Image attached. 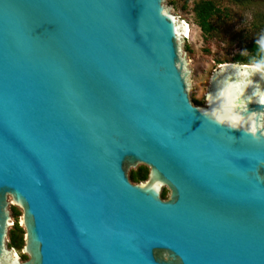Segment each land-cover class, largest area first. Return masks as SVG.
<instances>
[{
    "label": "water",
    "instance_id": "95a60500",
    "mask_svg": "<svg viewBox=\"0 0 264 264\" xmlns=\"http://www.w3.org/2000/svg\"><path fill=\"white\" fill-rule=\"evenodd\" d=\"M163 2L0 0V264H264V73L193 105Z\"/></svg>",
    "mask_w": 264,
    "mask_h": 264
},
{
    "label": "rangeland",
    "instance_id": "374dc122",
    "mask_svg": "<svg viewBox=\"0 0 264 264\" xmlns=\"http://www.w3.org/2000/svg\"><path fill=\"white\" fill-rule=\"evenodd\" d=\"M211 1L219 14L210 19L211 30L204 34L197 23L196 10L200 3ZM163 4L180 21L188 24L189 33L182 44L189 72V98L192 103L204 106V97L212 75L221 64H247L236 62V57L244 59L250 55L246 48L251 42L264 43V0H164ZM253 65V64H250ZM255 66V65H253ZM134 170V171H133ZM147 170L146 166L131 169L129 178L139 183L138 174ZM161 195L167 199L169 192L162 188ZM13 225L8 228L5 246L14 251L22 260L23 243L12 242L22 237L18 215L8 207ZM16 224V226H14ZM13 246V247H11Z\"/></svg>",
    "mask_w": 264,
    "mask_h": 264
},
{
    "label": "trees",
    "instance_id": "16d2710c",
    "mask_svg": "<svg viewBox=\"0 0 264 264\" xmlns=\"http://www.w3.org/2000/svg\"><path fill=\"white\" fill-rule=\"evenodd\" d=\"M218 14V10L215 9V6L211 1H204L199 4L196 10V18L198 26L204 34L208 33L211 30V24L209 23L210 19L217 16ZM246 48H248L247 50L250 52V55L247 57V59H244L243 57H236V62H246L249 65L253 64L264 71V43L251 42ZM194 103L201 105L197 102ZM138 176L139 178L137 179V182L144 181L147 177V171L143 172L141 175L138 174ZM130 179L133 181L134 178ZM14 226H16V224ZM12 242L14 243V245H16L18 242L22 243V237H18L17 239L16 237H14ZM15 242L17 243L15 244Z\"/></svg>",
    "mask_w": 264,
    "mask_h": 264
},
{
    "label": "bare ground",
    "instance_id": "6f19581e",
    "mask_svg": "<svg viewBox=\"0 0 264 264\" xmlns=\"http://www.w3.org/2000/svg\"><path fill=\"white\" fill-rule=\"evenodd\" d=\"M183 25H184V30H183V37L186 39L187 38V34L189 33V28L190 27H188V24H186L185 22H183ZM220 66H223V64H221ZM262 73H264V71L263 70H261L260 68H258ZM141 165H144V164H138L137 166H135V167H131L130 169H129V171H128V174H129V172L131 171V169H136L137 167H139V166H141ZM161 191H162V189H161ZM161 191H160V193H161ZM12 253H14V255H16L17 256V254L15 253V252H12Z\"/></svg>",
    "mask_w": 264,
    "mask_h": 264
},
{
    "label": "clouds",
    "instance_id": "9594fccd",
    "mask_svg": "<svg viewBox=\"0 0 264 264\" xmlns=\"http://www.w3.org/2000/svg\"><path fill=\"white\" fill-rule=\"evenodd\" d=\"M262 70V69H261ZM217 120L220 122V123H231L233 127H235V120L231 119L230 117H227V116H223V115H218L217 117Z\"/></svg>",
    "mask_w": 264,
    "mask_h": 264
},
{
    "label": "flooded vegetation",
    "instance_id": "af4514ba",
    "mask_svg": "<svg viewBox=\"0 0 264 264\" xmlns=\"http://www.w3.org/2000/svg\"><path fill=\"white\" fill-rule=\"evenodd\" d=\"M193 105H195V106H201V105H198V104H196V103H192ZM142 166V165H141ZM143 166H145V165H143ZM134 171V170H133ZM147 175H148V168H147ZM145 172V171H144ZM147 178V177H146ZM130 179V178H129ZM130 181H132L131 179H130ZM164 188V187H163ZM162 192V191H161ZM160 197L162 198V199H164L163 198V195H161V193H160Z\"/></svg>",
    "mask_w": 264,
    "mask_h": 264
},
{
    "label": "built area",
    "instance_id": "2783aa9c",
    "mask_svg": "<svg viewBox=\"0 0 264 264\" xmlns=\"http://www.w3.org/2000/svg\"><path fill=\"white\" fill-rule=\"evenodd\" d=\"M13 225V223H11V226Z\"/></svg>",
    "mask_w": 264,
    "mask_h": 264
}]
</instances>
